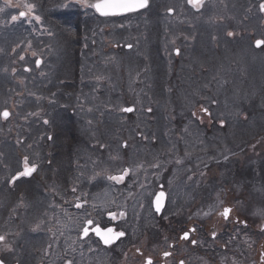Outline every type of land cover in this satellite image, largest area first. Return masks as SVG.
<instances>
[{
	"label": "flooded vegetation",
	"instance_id": "flooded-vegetation-1",
	"mask_svg": "<svg viewBox=\"0 0 264 264\" xmlns=\"http://www.w3.org/2000/svg\"><path fill=\"white\" fill-rule=\"evenodd\" d=\"M161 20L164 22H159L160 27L163 23L176 27L172 31L167 25L162 30L166 36L160 49L164 63L172 69L189 66L199 81V88L204 85L206 88L195 91L192 97L164 104V109L157 115L152 104L142 96L145 83L134 72L129 81L132 85L122 87L134 91L125 94L114 84L112 89L121 95L120 99L113 103L115 106L110 110V116L99 122L89 103L93 100L99 103L100 97L86 99V85L91 83L85 81L82 90L84 122L91 126L92 118L97 116V130L110 131L112 135L125 138L123 145L131 144L134 151L127 163L118 161L112 170H107L106 176L100 177L93 176L97 171L90 169V166L102 164L100 162L71 160L66 166L67 176L60 177L54 171L53 162L43 160V156L37 159L38 155H28L29 165L34 164L35 171L10 183L1 196L0 236L4 240L0 241V264H146L148 259L152 264H264V224L251 226L242 221L240 197L239 211L231 203L218 208L224 196L229 200L228 193H234L231 186L238 188L242 196V113L235 112L236 108L227 97L225 102L215 98L213 87L214 68L221 66L215 64L214 52L230 44V36L224 33L229 30L223 27L220 32L214 23L215 18L179 16ZM199 24L208 31V42H216L205 62L202 58L206 49H201L203 53L193 59ZM145 37L144 25L134 48L133 44H127L120 50L122 44H117L112 49L95 52L109 53L114 62L117 54L144 57L146 54L140 46ZM173 37L188 50V41L193 40L188 59L178 60L180 49L179 54L177 49L168 54ZM120 38L123 36L119 34ZM187 53L183 52L182 56ZM174 58L176 62L171 63ZM108 60L110 58L104 59L105 62ZM209 64L213 65L212 76L208 74ZM95 85L100 86L98 81ZM125 108L133 110L126 112ZM159 130L163 137H177L174 149L172 146L161 147L158 159L154 161H134L136 145H139L135 136L144 141V136L156 134ZM215 136L222 144L215 143ZM23 170L22 166L16 172ZM125 170L127 174L121 182L108 179L111 175L124 174ZM29 191L32 193L30 201L27 197ZM159 191L164 193V206L158 215L153 209V199ZM236 197L235 194L230 201ZM103 199L106 201L102 202ZM110 200H126L129 212L136 210L142 215L144 209V212L153 214V221L157 218L162 225H152V228H161L162 245H168L169 250L156 247L154 241L132 238L129 232L137 225L134 217L129 212L128 217L119 214ZM224 208L231 209L227 219L221 215ZM197 217L211 219L200 223ZM88 220L93 223L88 225L89 232L85 236L83 228ZM97 226L112 228L125 235L104 244L92 230ZM173 227L176 230L171 239L173 234L167 231ZM185 232L189 235L188 240L182 239ZM182 244L187 245L184 250L178 247ZM165 252L170 255L165 257Z\"/></svg>",
	"mask_w": 264,
	"mask_h": 264
},
{
	"label": "rangeland",
	"instance_id": "rangeland-1",
	"mask_svg": "<svg viewBox=\"0 0 264 264\" xmlns=\"http://www.w3.org/2000/svg\"><path fill=\"white\" fill-rule=\"evenodd\" d=\"M71 1L75 2V5L80 8L81 13L87 12L88 10L86 9L90 8L84 6L79 0ZM94 1L95 0H89L90 3ZM175 1H177L178 5L176 8L172 9L176 5L175 3L166 8V11L167 9H172L171 12H175V15L173 13V17L169 18L176 19L181 15L193 18L192 14H195L200 10L206 11L210 6L212 7L209 9L208 13L209 19L211 16L220 17V15L215 13L216 6L211 3L216 2L224 5L226 2V0H203V4L199 10L193 9L188 4V9L183 11V3H181V1L187 2V0ZM261 1L264 0H259V2L255 4V8H252V11H250V8L244 9L242 8V5H236L237 1L229 0L231 5L224 8L225 16L220 19L223 20V23H217L216 27L217 29H220L219 31L221 32L223 27L237 26L231 27V31L225 30L224 32L226 36L231 32L232 35L230 37H233L234 39L230 40V44L226 47L222 46L217 49L216 53L214 52L216 60L215 64H221V66H216L214 68V74L216 76L214 77L213 83L214 97L220 99V102H225L229 99V101L233 103L232 106L236 108L235 112L242 113V196L238 188L231 186V190H233L238 197L233 201H230V199H232L231 197L235 196V194L233 192H230L231 194L228 193L229 200H225L226 196H224V200L222 199L218 208L221 209L223 205L231 203L234 209L239 211L241 206V202L239 201L240 197L242 199V221L251 226H261L264 224V132L258 133L260 130L264 129V101H262L263 99L261 100L258 98L260 94L264 93V45L259 48L254 46L256 40H264V12L260 11L259 7ZM31 2L32 0H0V9H3L0 11V33L8 31L9 28H11V24L22 22L27 28H29L31 33L38 36L37 38H34L35 43L32 44V48L31 43H29V45L26 44L22 48L18 41H12L8 47L4 41H0V112L6 109L10 113V116L7 119L0 118V186L7 184L11 180V177L14 176L13 173H15L21 165L24 168V164L21 162H24L25 157L28 155H38L39 157L37 159H40L41 156H43V160L48 158L47 153H49V144H47L48 133L46 132L40 133L38 131L40 134L39 139L41 145L37 144V149L32 150L31 152L25 150H19L16 152L15 148L18 143L16 141L8 140L10 137L9 134H11L16 128L15 125H20V116L24 115L25 120L27 119L28 113L37 102L36 100H39V97H36L39 96V93L43 97L41 103L44 110L51 117L49 129L55 131V134H53L49 141L53 150L55 149L54 160L56 159L57 151H61L63 156L69 158L68 160H70V153L72 151L73 156H75L74 154H80L81 157L89 156V159H92L94 156L91 155V153L89 155L85 154L87 149L93 150L97 148L96 146H101L102 149L105 147L108 151L103 152L105 156L104 159L97 161L110 163V161L116 162L119 160L127 163L134 148L128 143L123 145L125 138L117 135H114L112 138L110 131L105 132L103 130H97L96 126L87 125L84 122V115H80L78 109H75L74 112L71 110L74 109L79 102L78 91L80 89L78 88L77 90L79 85L78 81H80L81 76L86 73V70L80 66L77 68L78 72H75L74 65L80 62L79 57H75V50L68 43H57V39H59L57 37L49 39L52 30L42 22L41 18L39 19V22H37L34 18L37 17L34 12L36 6ZM27 4L33 6L30 14L25 17H20V11H29L25 7ZM248 6L249 4L244 7ZM177 8L181 9V12L178 14ZM236 8L239 10V13ZM145 15L146 14L144 13L137 17L127 16L125 18L144 19ZM13 16L17 17L15 21L12 20ZM236 16L237 18L242 19V21L234 20L231 24H225L228 23L226 21H230ZM201 18H204V16H201ZM161 19V17L154 15L150 21L142 22V25H145L146 27V37L140 47L146 56L124 57L122 54H117L116 62L105 69H103L105 65L99 66L101 69L96 71V74L94 75V77L99 76L100 79L104 80V72L109 71L111 84H116V89H122L125 91V94H128L130 91L132 92L134 90H130L129 88L124 89L122 87H129V85H132V83L129 82L131 74L136 72L137 76H140V81L144 82L146 85L144 88L145 93L142 94V96L148 99L149 104H152L151 106L155 108L157 115H159L160 111L164 109V104H167L168 102L173 103L174 101H177L178 98L192 97L195 91L203 87L199 88V86H197L198 79L194 77L189 66H183L180 69H172L164 63L160 56V49L166 36L162 30L166 28L167 25L172 31H175L176 27L174 24L165 25L164 23L163 26L160 27L159 22H164ZM119 22L123 21L121 20ZM215 22H219V20H215L214 23ZM123 27L126 28L124 25ZM240 27H242V37H239V41L234 42L235 38L239 36L240 32L238 29ZM197 31L199 32L198 45L193 49V59L203 53L201 52V49H206V55L202 58L205 62L206 56L211 55L213 45L216 42H208V31H206V28L202 24L197 26ZM125 34L126 37L121 40L124 44H133L134 48V45L137 43V35L130 33ZM107 38L111 37L108 35ZM47 39L49 40L46 43ZM214 39H217V37ZM192 43L193 40L188 41V50L178 43L177 38L173 37L170 41V50L168 54L171 55L173 49H180L181 53L179 54L178 60L182 58L188 59ZM139 45L140 39L137 48ZM166 49H168V46L164 48L162 52L163 54L166 53ZM47 52L50 53L48 65V58L45 55ZM183 52H188L187 56H182ZM228 56L230 57L228 58ZM21 57H23V59H21ZM4 58H6V60ZM36 60L41 61L39 67L36 65ZM9 61L11 62V65ZM174 62H176L175 58L171 63ZM26 68L28 71H25ZM208 74L209 76L213 75L212 64H209ZM68 76H73L75 82L71 81V84L68 85L62 80L67 79L70 81ZM8 77L12 78V82ZM92 77L93 76L90 74L86 79L91 81V88L94 96L99 95L106 89L100 96V100L107 101L108 103H115L117 99H120V94H116L114 90L109 91L111 90V87H108L107 90V88L95 85V81L99 78L95 79L93 77L91 80ZM141 82L140 84L143 87ZM73 83L76 84L73 85ZM13 84L17 85V89L14 88L10 90L9 94L11 96L17 94V97L20 100H7V97L9 96L7 87L13 86ZM27 86H31V92ZM57 86H60L58 91L54 89ZM42 87L46 88V92H41L43 91L41 89ZM89 88L90 85H86V94L84 95L86 99L89 98L88 101H90L88 93ZM203 88H206L205 85ZM65 90H68L69 94H66ZM73 91H75L74 96L70 94V92ZM47 92L48 94H46ZM50 92L51 94L49 95ZM30 96L32 101L30 100ZM34 97L36 98L35 103H33ZM49 97H52L53 100L50 101ZM225 97L228 99H225ZM22 101L23 107L21 110L23 111H20L17 105ZM91 104L95 106L96 109L100 108L99 104L94 100L91 101ZM240 104H242V108H239ZM110 107L112 106L110 105ZM87 120L89 122V116L87 117ZM93 123L98 124L92 120L90 124ZM41 125L45 126V120H41L40 126ZM30 128L33 131L32 126H30ZM23 133L24 129L22 127H17L13 135L17 138ZM36 135L37 132L35 131V143ZM248 137H252L253 139L246 142L245 138ZM176 139L177 137L172 138V150L175 147L173 142ZM22 140L23 145H26L27 138L25 137ZM215 141L216 144H222L220 140L218 141L217 136H215ZM113 143L116 145V149H112ZM163 144L164 140L159 139L158 143L155 145L150 143L148 144V147L156 149ZM3 148H5L6 151ZM134 154L135 156L133 160L139 161L140 159L138 155L136 153ZM96 156L98 159L101 158L98 155ZM33 159L36 160L35 157H33ZM216 160H218V158H216ZM53 165L56 167V164L53 163ZM108 165L110 166V164ZM2 166H4V168ZM63 167L64 166L59 167V171H61ZM75 175L76 174H73V176ZM106 175L107 173L104 171H98L93 174V176L96 177ZM31 196L32 193L29 191L27 194L29 201ZM98 196L99 195L96 197ZM105 201L106 199L102 200V202ZM110 202L116 207L115 210L119 214L123 213L122 216L128 217L129 208L126 200L118 202H112L110 200ZM28 207H30V204H28ZM143 210L141 213L142 215L136 210L129 212V215L132 214L134 221L137 223V225L129 232L131 237L135 240L154 241L157 243L156 247L161 246L164 249L169 250L168 245H162L163 237L158 227H155L154 229L152 228L151 220H153L154 217H152L149 211L144 212ZM196 219H199L200 223H207L211 218L197 217ZM171 236V239L174 238V234ZM178 247H180L181 250H184L187 245L182 244V246L179 245Z\"/></svg>",
	"mask_w": 264,
	"mask_h": 264
},
{
	"label": "trees",
	"instance_id": "trees-1",
	"mask_svg": "<svg viewBox=\"0 0 264 264\" xmlns=\"http://www.w3.org/2000/svg\"><path fill=\"white\" fill-rule=\"evenodd\" d=\"M150 1V5L147 9H145L143 12L134 14L133 16L137 17L140 16L142 14H146V17H151L153 18L154 15H157L158 17H163L165 15H169L166 12V8L170 7V5H174V3L176 4L175 7L177 6V1L175 0H149ZM234 1V0H231ZM236 5H242V8L246 9V8H250V11H252V8H255V4H257L259 2V0H235ZM32 4H34L36 6V10L34 9L35 14L42 19V22L45 23L51 30V36L49 39L51 38H59L57 39V43L62 44H70L72 46V48L75 50V57H79V59L82 56H87V57H94L96 56L93 53H86L84 54L81 50H83L85 47L86 48H98V46H92L91 43L92 42H96L97 38L93 37V34H98L99 33V29L98 27L100 26L101 23V19L97 17L92 10H88L87 12H83L81 13L80 8H78L75 4L70 3L69 0H32L31 2ZM65 4V5H64ZM248 7H244L246 5H248ZM220 5V6H219ZM231 5L229 0H226L225 4H221V3H217L216 6V10L215 13L217 15H220V17H224L225 16V9L226 6ZM175 7H171L172 9H174ZM236 10L239 13V10L236 8ZM249 11V13H250ZM209 13V8H207V10L205 11L204 15H208ZM192 15H198V14H192ZM219 17V16H218ZM236 17H233L232 20L236 19ZM11 28H9L8 31L2 32L0 33V41H4L7 45V47L9 46V44L12 41H18L20 42L19 44L21 45V47L23 48L26 44L29 45V43H31V48H32V44L35 43V39L38 36H36L34 33H31L29 31V28H27L22 22L18 23V24H11L10 26ZM38 35V33H37ZM62 38V39H61ZM46 41V43L48 42V40ZM47 45V44H45ZM80 51V53H78ZM46 57L50 59V53H45ZM8 57V56H7ZM6 60V58H4ZM10 65L11 62L9 61ZM48 64V63H47ZM90 65H94V62L89 63ZM95 64H99V63H95ZM81 63H77L74 65L75 68V72H78V67H80ZM92 69H95L93 66H90ZM82 71V70H80ZM44 72V71H43ZM11 82H12V78L8 77ZM68 79L70 81H68L67 79H62L64 82H66L68 85L71 84V81L75 82V80L73 78H69ZM78 81V80H77ZM79 82V81H78ZM76 83H73V85H75ZM17 85L13 84V86H8L7 87V91L9 94V91L16 88ZM34 86V85H33ZM30 91L31 86L27 87ZM79 88V85L77 87V90ZM43 91L41 92H46L45 91V87L41 88ZM55 90H59L60 86H57L56 88H54ZM53 89V90H54ZM52 90V91H53ZM54 90V91H55ZM51 91V92H52ZM51 92L49 93V95L51 94ZM66 94H69L68 90H65ZM43 94V93H42ZM48 94V92L46 93ZM70 94H72L73 96L75 95V91L70 92ZM78 94H80V92H78ZM17 97V94H14L13 96H11L9 94V96L7 97V99H13ZM259 99H263L262 101H264V93L260 94L258 96ZM260 132H264V129L260 130L258 133ZM161 136L160 130L156 132V134H152L150 135V137L155 138L156 140H158V138ZM160 140L163 139L162 136L159 138ZM171 139V138H170ZM246 142L248 140H252V137H248L245 138ZM167 141H169V139L167 138ZM92 144V143H91ZM96 149H87L86 151V155H89L91 153V155L94 156V158L89 159V156H86V160H102L105 158L104 154H103V149L99 146H96ZM56 161H54V163L56 164V167L58 169H60L59 167L64 166L66 162H71V160H73L75 158V156H78L79 154H74L75 156H73V151L70 153V160H68L69 158L66 156H63L61 154L60 151L56 152ZM90 155V156H91ZM100 156L101 158L98 159L97 156ZM77 159V158H75ZM79 160V159H77Z\"/></svg>",
	"mask_w": 264,
	"mask_h": 264
},
{
	"label": "snow or ice",
	"instance_id": "snow-or-ice-1",
	"mask_svg": "<svg viewBox=\"0 0 264 264\" xmlns=\"http://www.w3.org/2000/svg\"><path fill=\"white\" fill-rule=\"evenodd\" d=\"M80 3H82L84 6L86 7H90L95 9V11L97 13H99L101 16H117V15H123V14H128V13H134V12H138L142 9H145L148 6L149 0H95V2H89V0H79ZM187 3L196 10H199L200 7L203 4V0H187ZM25 7L29 10L28 12L25 11H20L19 16L20 17H25L26 15H29L32 9V5L31 4H27L25 5ZM3 9H0V11H2ZM260 10L262 12H264V3L260 4ZM172 9H169V12H171ZM37 22H39V17H34ZM17 19L16 16L12 17V20L15 21ZM229 36L232 35V33L230 32L228 34ZM262 45H264V40H256L255 41V46L257 48L261 47ZM129 47H131L129 45ZM177 54H179V50L177 49ZM21 59H23V57H21ZM41 64L40 60H36V65L37 67H39ZM25 71H28V69L26 68ZM126 112H131L133 109L131 108H125L123 109ZM205 111H207L205 109ZM10 116V113L8 110H3L2 112H0V118L3 119H7ZM47 123V122H46ZM36 166L33 164L31 166H29V162L27 157H25V161H24V170L21 172H18L16 176L12 177V181H15L16 179H18L20 176H30L34 171H35ZM127 174V170H125L124 174L122 175H111L108 177L109 180H113L116 181L117 183L121 182L124 179V175ZM163 198H164V193L160 192L157 196H156V200H155V208L157 212H160L162 206H163ZM80 205L78 204L77 207H79ZM231 209L229 208H224L223 211L221 212V215L227 219L229 214H230ZM112 215L113 219L115 218L114 214H110ZM121 215H123V213H121ZM93 222L91 220H88L86 222V226L83 228V233L85 236L88 235L89 232V227L88 225H91ZM95 234L101 238V240H103V242L105 244H110L112 243L115 239H118L122 236H124V232H114V230L112 228H107V229H101L99 226L95 227L94 229H92ZM213 235H215V233H213ZM182 239L184 240H188L189 239V235L187 232H185L182 236ZM4 237L0 236V241H3ZM193 243H195V241H192ZM168 255H170L169 253L165 252L164 256L167 257ZM146 264H152L151 259H148L146 261ZM181 264H183V262H181Z\"/></svg>",
	"mask_w": 264,
	"mask_h": 264
},
{
	"label": "water",
	"instance_id": "water-1",
	"mask_svg": "<svg viewBox=\"0 0 264 264\" xmlns=\"http://www.w3.org/2000/svg\"><path fill=\"white\" fill-rule=\"evenodd\" d=\"M99 14V13H98ZM100 15V14H99ZM100 238V237H99ZM101 239V238H100ZM117 239H115L114 241H116ZM103 241V240H102ZM104 243V242H103Z\"/></svg>",
	"mask_w": 264,
	"mask_h": 264
}]
</instances>
